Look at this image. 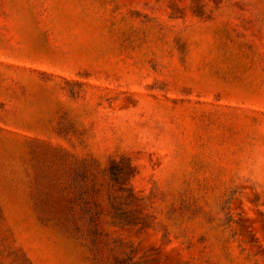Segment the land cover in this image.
I'll use <instances>...</instances> for the list:
<instances>
[{
	"label": "rangeland",
	"instance_id": "374dc122",
	"mask_svg": "<svg viewBox=\"0 0 264 264\" xmlns=\"http://www.w3.org/2000/svg\"><path fill=\"white\" fill-rule=\"evenodd\" d=\"M0 264H264V0H0Z\"/></svg>",
	"mask_w": 264,
	"mask_h": 264
}]
</instances>
